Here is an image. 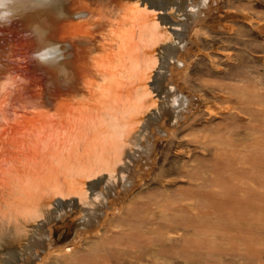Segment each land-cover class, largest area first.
Returning a JSON list of instances; mask_svg holds the SVG:
<instances>
[{"label": "bare ground", "instance_id": "1", "mask_svg": "<svg viewBox=\"0 0 264 264\" xmlns=\"http://www.w3.org/2000/svg\"><path fill=\"white\" fill-rule=\"evenodd\" d=\"M219 2L59 0L0 27V264H48L64 249L65 264H117L108 247L145 243L158 252L182 229L197 243H215L224 201L238 220L237 201L264 188V153L248 151L258 144L264 150V84L240 75L213 80L220 97L196 93L187 61L198 43L195 24L234 27L213 8ZM229 6L233 18L264 33V11ZM32 25L46 30L47 42L68 46L60 65L66 77L31 59L40 47L27 35ZM200 101L219 122L209 153L186 150L187 160L200 159L182 170L187 186L162 185L116 202L155 151L152 133H171ZM248 129L260 133L259 143L242 141ZM209 142L194 143L205 149Z\"/></svg>", "mask_w": 264, "mask_h": 264}, {"label": "rangeland", "instance_id": "2", "mask_svg": "<svg viewBox=\"0 0 264 264\" xmlns=\"http://www.w3.org/2000/svg\"><path fill=\"white\" fill-rule=\"evenodd\" d=\"M219 1V4L215 3L213 8L227 18L228 23L234 26L233 30L220 29L207 22L196 23L192 33L196 34L198 43L190 44L191 50L187 53L188 63L191 60L188 75L197 86L196 93L209 98L221 96L213 84L215 79L231 80L240 75H251L264 84V33L258 31L255 23H249L241 17L233 18L229 14L233 10L229 3L248 5L264 11V0ZM212 59L217 62L215 66L211 63ZM209 72L223 76L207 75L206 73ZM205 106L204 102H195L186 111L184 117L178 119V125L171 133L165 134L160 129L152 133L153 136H157L155 151L151 157H143L138 166L139 173L135 182L118 194L116 202L124 197L128 201L133 199L135 201L162 185L169 186L168 191L187 186L186 179L182 177V170L193 160L195 163L200 159L198 157L192 161L187 160L186 150L192 149L190 155L194 156L204 151L209 153V147L213 149L214 145V141L208 140V137L214 125L219 122L218 118L214 120V117L218 115L209 114ZM248 131H242V141L253 140L259 143L260 133L254 130ZM195 141L199 145L210 142L207 144L208 147L203 149L195 147ZM248 151L256 155L264 153L259 144ZM255 191L251 194L246 192L245 196L250 194L249 197L237 201L235 207L242 210L238 220L229 215L226 208V205H234L227 201L222 202L219 214L220 233L213 244L197 243L192 232L182 229L172 234L169 240L161 245L158 252H154L145 243L132 247L127 244L126 246L114 244L108 247L111 248L109 252L116 255L119 260L117 264H264V188ZM207 212L210 218L214 217L211 210ZM85 237L86 235H82V238ZM84 249L90 254L89 246H85ZM69 253L68 249L55 251L50 255L48 264H52L53 261L65 264ZM94 264H102V262L96 260Z\"/></svg>", "mask_w": 264, "mask_h": 264}, {"label": "clouds", "instance_id": "3", "mask_svg": "<svg viewBox=\"0 0 264 264\" xmlns=\"http://www.w3.org/2000/svg\"><path fill=\"white\" fill-rule=\"evenodd\" d=\"M58 3L59 0H0V27L10 26L15 19L30 12L54 8ZM57 15L62 13L58 12ZM27 35L40 42V47L31 54V59L42 66L58 68V75L66 77L68 71L60 65L67 58L68 46L47 42L46 30L39 25H32Z\"/></svg>", "mask_w": 264, "mask_h": 264}, {"label": "snow or ice", "instance_id": "4", "mask_svg": "<svg viewBox=\"0 0 264 264\" xmlns=\"http://www.w3.org/2000/svg\"><path fill=\"white\" fill-rule=\"evenodd\" d=\"M136 2L138 3V0H136ZM207 0H204V3H206ZM129 16H130V13H129ZM123 133H121L119 139L121 141V146H122V142H123ZM0 190H2V184H0ZM0 216H2V213H0ZM3 236V220L0 219V238H2Z\"/></svg>", "mask_w": 264, "mask_h": 264}, {"label": "water", "instance_id": "5", "mask_svg": "<svg viewBox=\"0 0 264 264\" xmlns=\"http://www.w3.org/2000/svg\"><path fill=\"white\" fill-rule=\"evenodd\" d=\"M34 131H35V130H34ZM36 133H39V132H38V131H37V132L35 131V134H36ZM38 135H39V134H38Z\"/></svg>", "mask_w": 264, "mask_h": 264}]
</instances>
